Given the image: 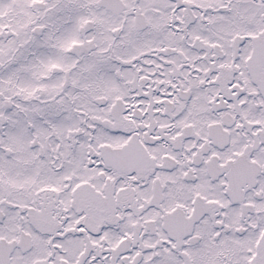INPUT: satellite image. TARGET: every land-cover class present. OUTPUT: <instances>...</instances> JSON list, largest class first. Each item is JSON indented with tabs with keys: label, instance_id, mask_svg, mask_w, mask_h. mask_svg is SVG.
<instances>
[{
	"label": "snow or ice",
	"instance_id": "obj_1",
	"mask_svg": "<svg viewBox=\"0 0 264 264\" xmlns=\"http://www.w3.org/2000/svg\"><path fill=\"white\" fill-rule=\"evenodd\" d=\"M0 264H264V0H0Z\"/></svg>",
	"mask_w": 264,
	"mask_h": 264
}]
</instances>
